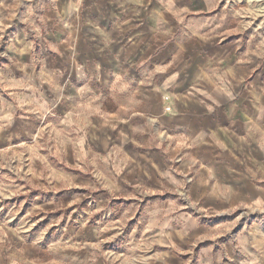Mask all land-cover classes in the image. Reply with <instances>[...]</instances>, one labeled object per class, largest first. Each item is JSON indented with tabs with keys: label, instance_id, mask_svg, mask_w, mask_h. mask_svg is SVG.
Segmentation results:
<instances>
[{
	"label": "crops",
	"instance_id": "1",
	"mask_svg": "<svg viewBox=\"0 0 264 264\" xmlns=\"http://www.w3.org/2000/svg\"><path fill=\"white\" fill-rule=\"evenodd\" d=\"M224 6L0 0L9 37V60L0 67V148L29 146L50 118L67 138L55 149L58 166L73 167L67 176L74 182H86L76 165L90 168L107 188L102 199L178 183L169 160L183 152L198 167L193 199L218 210L263 207L264 37L239 31ZM146 212L161 249L148 264H184L193 240L235 231L227 221L200 223L170 198ZM86 220L75 225L73 241L0 239V264H106L107 241ZM224 240L226 258L207 244L196 264H264L262 219Z\"/></svg>",
	"mask_w": 264,
	"mask_h": 264
},
{
	"label": "rangeland",
	"instance_id": "2",
	"mask_svg": "<svg viewBox=\"0 0 264 264\" xmlns=\"http://www.w3.org/2000/svg\"><path fill=\"white\" fill-rule=\"evenodd\" d=\"M223 3L229 23L232 21L239 31H247L252 39L263 41L264 0H223ZM5 23L6 18L2 16L0 67L9 60V37ZM66 139L62 130L59 134L56 123L47 118L37 136L28 141L29 146L0 148V239L73 241L76 238L72 234L75 225L80 223L79 220L84 223L87 219V224L97 228L99 241H107L104 245L105 249H109L106 264H148L149 255H158L161 249L156 237L149 231L147 206L155 200L170 198L200 223L212 226L227 221L232 224L230 226H235V231H227V237H215L214 243L202 239L189 243L183 251L184 264H196L202 246L208 244L219 249L226 258L224 243L227 240L224 238L233 239L244 227H250L258 219L264 221V206L257 208L237 204L218 210L193 199L189 188L196 180L198 167L186 159L188 157L183 152L169 160L170 170L177 175L178 183L162 180L155 186L141 185L128 196L110 192L108 198L102 199L98 194L107 188L90 168L84 171L76 165L74 169L81 171L86 182H74L67 176L73 167L65 165L62 159V164L58 166L55 149ZM0 140L3 138L0 137ZM60 153L65 155L66 151L61 150ZM84 189L90 192V198L82 196ZM88 206L92 210L85 212ZM0 243L4 242L0 240ZM224 262L231 264L228 259Z\"/></svg>",
	"mask_w": 264,
	"mask_h": 264
},
{
	"label": "built area",
	"instance_id": "3",
	"mask_svg": "<svg viewBox=\"0 0 264 264\" xmlns=\"http://www.w3.org/2000/svg\"><path fill=\"white\" fill-rule=\"evenodd\" d=\"M162 97H163V99H166V95H163ZM164 109H165V111H169L170 110V106L169 105H166L164 107Z\"/></svg>",
	"mask_w": 264,
	"mask_h": 264
}]
</instances>
